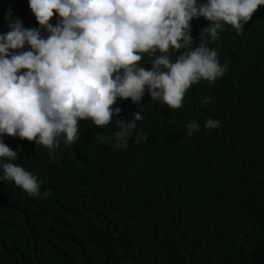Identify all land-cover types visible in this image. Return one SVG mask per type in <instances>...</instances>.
Masks as SVG:
<instances>
[{
    "label": "trees",
    "instance_id": "16d2710c",
    "mask_svg": "<svg viewBox=\"0 0 264 264\" xmlns=\"http://www.w3.org/2000/svg\"><path fill=\"white\" fill-rule=\"evenodd\" d=\"M9 9L25 28L40 27L29 0H0V34ZM210 23L191 21L193 47ZM208 46L228 72L211 86L194 84L179 109L152 101L146 87L144 119L127 147H114L117 116L106 126L79 121L80 139L61 141L52 157L34 141L3 137L13 150L23 146L13 163L50 195L0 182V264H264V6ZM187 50L170 49L172 60ZM204 96L212 102L202 104ZM116 107L126 122L140 110L130 98ZM207 117L220 127L206 129ZM193 119L200 129L188 136ZM137 135L147 139L136 143Z\"/></svg>",
    "mask_w": 264,
    "mask_h": 264
},
{
    "label": "clouds",
    "instance_id": "9594fccd",
    "mask_svg": "<svg viewBox=\"0 0 264 264\" xmlns=\"http://www.w3.org/2000/svg\"><path fill=\"white\" fill-rule=\"evenodd\" d=\"M260 6L264 0H29L40 25L31 29L9 9V31L0 34V159L7 161L0 182H14L30 197L50 195L41 192L35 174L13 163L23 146L11 149L5 135L34 141L52 157L61 141L70 146L80 139L79 121L106 126L117 116L114 147H127L144 119L146 87L152 101L181 108L194 84L205 80L211 86L229 70L208 42L219 39L225 25L239 33ZM201 17L211 23L193 47L191 21ZM181 48L188 50L173 61L170 49ZM142 54H148L151 70L141 66ZM118 98L140 106L131 121L120 117V107L113 108ZM211 102V96L201 100ZM220 123L207 117L204 127L214 130ZM185 127L192 136L200 124L193 119ZM142 139L147 137L137 135L136 143Z\"/></svg>",
    "mask_w": 264,
    "mask_h": 264
}]
</instances>
